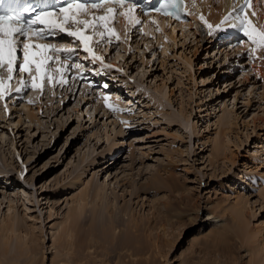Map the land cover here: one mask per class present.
Instances as JSON below:
<instances>
[{
    "label": "rangeland",
    "instance_id": "rangeland-1",
    "mask_svg": "<svg viewBox=\"0 0 264 264\" xmlns=\"http://www.w3.org/2000/svg\"><path fill=\"white\" fill-rule=\"evenodd\" d=\"M193 23L161 27L168 40L118 44L111 52L125 73L106 75L103 99L68 90L48 94L43 111L20 100L9 117L0 113V226L11 208L21 236L0 261L249 264L258 250L253 264L264 262V76L254 74L264 66L252 70L247 54L239 67ZM99 188L111 213L128 209L116 239ZM83 190L88 204L75 224L68 214ZM130 218L150 219L135 234L142 251L125 232ZM224 233L232 239L218 247Z\"/></svg>",
    "mask_w": 264,
    "mask_h": 264
},
{
    "label": "snow or ice",
    "instance_id": "snow-or-ice-1",
    "mask_svg": "<svg viewBox=\"0 0 264 264\" xmlns=\"http://www.w3.org/2000/svg\"><path fill=\"white\" fill-rule=\"evenodd\" d=\"M126 5H128L127 12L123 11ZM0 6L6 8L4 14H0V68L7 65L8 71L7 80L0 78V101L5 100L6 95L11 94L9 81L13 79V73L17 71L18 47L23 54L18 66L19 73H28L31 76V88L42 91L45 77L49 83L53 82L54 79L53 75L46 71L50 67L49 61L61 64L60 67L55 69L57 73L62 74L58 83L63 84L66 82L63 79V74L71 67L67 63V58L75 54V49L70 47L58 48L55 45L47 43L34 44V40H44L47 36L56 32L66 33L68 37L79 41V44L83 47V51L91 58L90 62L99 61L102 69H111L112 65L105 63L103 56L96 55L90 44L92 37L85 35L84 30L92 28L95 35L97 34L96 30L102 27L104 31L98 34L101 40H103L105 36L116 35L110 27L116 15L124 16L133 26L141 23L139 19L133 20L132 18V12L137 6L132 4L131 0H98L97 3L90 5V7L92 9H104V14L93 16L91 21L79 18L81 15L87 16L89 8L88 5L81 3L80 0H73L72 3L62 7L59 16L51 12H37L34 17L27 20L21 14L23 11L29 10L26 5L17 11L15 0H0ZM249 7H251V0H244V6L240 7L238 15L232 17L231 13H229L216 25L208 23L203 15H200L199 19L208 28L209 34L222 31L225 24H228L232 28L238 27L244 36L255 45V48L248 52V55L251 56L256 48L264 49V25H259L258 27L249 19L247 12ZM118 8L121 11L117 12ZM235 10L234 8L233 11ZM165 14L173 15L170 12H166ZM251 15L255 16L256 13L253 11ZM176 18L179 19V16ZM233 19L238 21V23H231ZM38 25L42 27H38ZM117 39H119L118 36ZM62 53L66 57L63 62L59 59ZM33 68L36 73L35 76L32 75ZM21 85L22 87L29 86L23 79H21ZM104 87L106 88L108 85H104ZM15 91L20 92L22 88H17ZM29 103H32V101H29Z\"/></svg>",
    "mask_w": 264,
    "mask_h": 264
},
{
    "label": "bare ground",
    "instance_id": "bare-ground-1",
    "mask_svg": "<svg viewBox=\"0 0 264 264\" xmlns=\"http://www.w3.org/2000/svg\"><path fill=\"white\" fill-rule=\"evenodd\" d=\"M231 6V0H219V1H215V2H213V1H210V3H208L207 5H203V7H202V11L204 10L206 13H207V16H208V18H207V21L208 22H212V24L213 23H215V21L216 20H218L219 18H220V15H221V12L223 11V9H226V8H228V7H230ZM262 18H264V17H262ZM252 21H253V23L254 24H256L258 27H259V25H264V22L261 20V19H254V18H252L251 19ZM194 21H190V22H188V24L187 25H183V27L182 28H188V27H186V26H188V25H191V27L194 25V23H193ZM161 27L162 28H164L165 27V21H163V25H161ZM183 30H185V29H183ZM187 30H191V29H187ZM205 31H206V33H207V31H208V28L205 26ZM172 33H174V31L172 32ZM171 34V33H170ZM167 36H169L168 35V33H167ZM174 39H175V37H174ZM176 40V39H175ZM204 40V39H203ZM167 45V44H166ZM254 46V48H255V45H253ZM261 56V57H258V56ZM252 56V58L254 59V62H253V64H255L256 63V61H258V63H256V65H259V66H264V49H260V48H256V50H255V52H253V55H251ZM251 63V62H250ZM252 65V64H251ZM261 68L260 67H258V71L256 70V73H254V74H256V75H262V76H264L263 75V72H262V70H260ZM262 78H264V77H262ZM38 111L40 112V108H38ZM30 113L32 112V111H29ZM29 113V114H30ZM33 114H34V112H33ZM32 114V115H33ZM3 116H4V114H2ZM31 115V114H30ZM36 116V115H35ZM34 117V116H33ZM32 117V118H33ZM7 118V117H6ZM5 118V119H6ZM31 118V119H32ZM4 120V119H3ZM38 122V121H37ZM40 125V124H39ZM2 133H3V131H2ZM1 135V134H0ZM15 143H14V141H13V145H14ZM18 152V151H17ZM21 171V170H20ZM103 188H99L98 189V191L95 193V195H94V197H95V200H103V205H105V210L107 211V212H109L110 213V228L114 231V233H113V238L114 239H116L117 238V233H116V230H117V226L119 225V223L120 222H122L123 221V219H122V217H121V215H122V212L123 213H125V214H128V209H126V207L125 208H123V209H121L119 212H117V211H114L113 213H111L108 209L112 206V207H114L113 205H111L110 206V202H106L107 201V199L105 198V197H107V196H105V194H103ZM83 191H85V190H83ZM82 191V193H80L79 194V197H78V199L76 200V204H75V206H73L71 209H70V212H69V214H68V218H69V220H74L75 221V224L77 223V222H79V219H80V217H82V214H83V211L85 210V208H86V206H87V204H88V202H86V200L88 199V192L87 191H85V192H83ZM90 199V198H89ZM98 202V201H97ZM102 205V206H103ZM10 210H9V213L7 214V218H5L3 221H2V224H1V226H0V254H1V256H5V255H7V253H8V249H7V247L6 246H8V244H10V243H7L8 241H10V239H11V236L14 234V232L16 231V230H18V222H17V218H16V216L14 215V213L11 211V208H9ZM242 214H243V212H242ZM239 215V217H237ZM160 216V215H159ZM155 218H157V217H155ZM235 218V217H234ZM157 219H159V217L157 218ZM156 219V220H157ZM208 219H212V217H208ZM128 222L126 223V230H125V232H126V234L128 235V238H130L131 236V238L130 239H133L136 243H135V245H136V247L137 248H139V250H141L142 248H143V246H141V242L139 241V240H137V237H136V232H139V231H141V229L143 228V227H145L146 226V224L148 223L149 225H150V219H148L147 221H145V223H143V225H142V223H140V222H137V221H135L134 219H131L130 218V220H127ZM159 221H160V219H159ZM236 221H237V225H238V227H237V231H238V234L236 235V237L237 238H240V240L242 241V244H243V242H244V239H246V236H245V232H246V230H244V226H243V223H244V219L242 218V215H240V211H238L237 212V215H236ZM156 222V221H155ZM152 223V222H151ZM159 224V223H158ZM74 225V224H73ZM216 226V225H215ZM147 227V226H146ZM145 227V228H146ZM70 228L71 227H69V228H65V234L67 235V237H69L71 234H72V236H73V233H72V231L73 230H71L70 231ZM76 230V229H75ZM143 230V229H142ZM215 231V230H214ZM218 231V230H217ZM216 232V231H215ZM17 232H15V234H16ZM212 233H214V232H212ZM27 234V233H26ZM207 234V233H206ZM209 234H211V231L209 232ZM241 234H242V236H241ZM18 234H16L15 235V237H17V239H19L21 236H20V234H19V237L17 236ZM23 235V234H22ZM14 236V235H13ZM130 236V237H129ZM140 236V235H139ZM208 236V235H207ZM248 236V235H247ZM23 237V236H22ZM25 237H27V236H25ZM24 237V238H25ZM90 239H89V242H88V244H89V246H90V248L92 249V247L93 246H95L96 245V243L97 242H99V239L97 238V236H95V234L93 233V231L92 232H90ZM210 237V236H209ZM21 239V238H20ZM19 239V241H20V244H21V240ZM216 239V238H215ZM230 239H232L231 238V235H227V233H224V234H222L221 236H219L217 239H216V245L218 246H220V244L221 245H223L224 243H226V242H228V240H230ZM248 239V238H247ZM250 239V238H249ZM128 240V239H127ZM223 243V244H222ZM118 244V243H117ZM119 244H121V243H119ZM139 244V245H138ZM215 244V243H214ZM124 245V244H123ZM227 245H228V243H227ZM119 246V245H118ZM215 246V245H214ZM218 246V247H219ZM224 246V245H223ZM132 247V246H131ZM229 247V246H228ZM133 248H134V246H133ZM141 248V249H140ZM226 248V247H225ZM120 249V248H119ZM136 249V248H135ZM93 250V249H92ZM134 250V249H133ZM139 250H135V251H139ZM223 250H225L224 248H223ZM131 251H132V249H131ZM134 251V252H135ZM142 251V250H141ZM251 260H250V262H249V264H253V262H256V263H258L259 261H260V259H256V258H258L260 255H261V253L260 252H258V250L257 251H252L251 253ZM130 255H131V253H130ZM131 261V260H130ZM133 261V260H132ZM9 262H11V260H1L0 261V264H9ZM29 263H31V262H29ZM123 263V262H122ZM146 263V262H145ZM148 263V262H147ZM134 264V263H133ZM149 264V263H148ZM237 264V263H236ZM261 264H264V262L263 263H261Z\"/></svg>",
    "mask_w": 264,
    "mask_h": 264
}]
</instances>
